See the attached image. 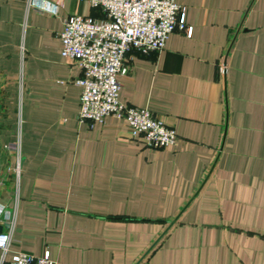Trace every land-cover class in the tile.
Segmentation results:
<instances>
[{"label":"crops","instance_id":"1","mask_svg":"<svg viewBox=\"0 0 264 264\" xmlns=\"http://www.w3.org/2000/svg\"><path fill=\"white\" fill-rule=\"evenodd\" d=\"M176 2L191 36L174 29L161 50L133 51L118 76L122 103L176 131L150 148L123 119L77 118L81 69L59 34L68 16L101 10L0 0L6 260L48 251L55 264H264V0Z\"/></svg>","mask_w":264,"mask_h":264},{"label":"built area","instance_id":"2","mask_svg":"<svg viewBox=\"0 0 264 264\" xmlns=\"http://www.w3.org/2000/svg\"><path fill=\"white\" fill-rule=\"evenodd\" d=\"M102 17L71 15L63 20L59 34L61 55L76 62L81 75L75 83L81 87L78 120L102 122L107 116L126 121L132 138H141L150 148H163L177 138L147 108L129 106L119 98L118 76L127 72V60L133 51L149 53L161 50L169 34L178 29L190 37L192 26L186 22V7L176 0H87ZM53 11L56 7L53 6ZM19 160L17 142L6 144ZM15 171H19L17 161ZM0 208V214L3 213ZM11 228L0 230V264H55L45 251L40 256L19 251L6 260Z\"/></svg>","mask_w":264,"mask_h":264},{"label":"water","instance_id":"3","mask_svg":"<svg viewBox=\"0 0 264 264\" xmlns=\"http://www.w3.org/2000/svg\"><path fill=\"white\" fill-rule=\"evenodd\" d=\"M0 230H1V228H0Z\"/></svg>","mask_w":264,"mask_h":264}]
</instances>
